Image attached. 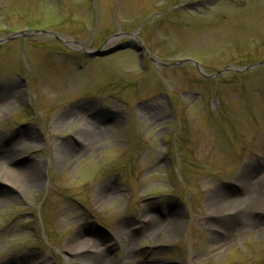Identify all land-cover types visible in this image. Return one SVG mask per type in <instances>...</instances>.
Listing matches in <instances>:
<instances>
[{
  "label": "rangeland",
  "instance_id": "rangeland-1",
  "mask_svg": "<svg viewBox=\"0 0 264 264\" xmlns=\"http://www.w3.org/2000/svg\"><path fill=\"white\" fill-rule=\"evenodd\" d=\"M185 59L200 70L167 66ZM263 60L264 0H0V158L36 145L6 164L41 181L24 195L0 181V255L264 264V209L205 207L264 175V65L243 70Z\"/></svg>",
  "mask_w": 264,
  "mask_h": 264
},
{
  "label": "bare ground",
  "instance_id": "bare-ground-1",
  "mask_svg": "<svg viewBox=\"0 0 264 264\" xmlns=\"http://www.w3.org/2000/svg\"><path fill=\"white\" fill-rule=\"evenodd\" d=\"M57 123L56 120H53L52 124L55 125ZM114 125H119V122L117 119L114 120ZM84 144V143H82ZM34 146L36 145L29 143L25 139H20L17 141L14 145H11L4 151L3 158H0V181L7 184L14 194L16 195H24L28 192V190L33 188H39L41 186L40 178L38 177V165H35L33 162H30L27 164L26 167L20 168V169H13L9 167L6 162L12 160L14 157L22 154L25 152V149L28 146ZM85 148H90V144L87 143L85 145ZM2 157V156H1ZM264 182V175H260L256 178H254L253 182L249 181H243L240 182V188L244 191V194L241 198H235V199H222L218 202H214L211 204H207L205 207L213 213L214 216L219 215L224 212H228L229 210H240L242 212L246 210H250L254 207H261L264 209V199L259 194L256 195L255 191H257V186L261 185ZM4 197L0 196V203L3 201ZM106 199V195L104 192H98L97 195L94 198L95 203H102ZM148 222V221H147ZM179 222V221H178ZM218 222V220H216ZM154 224L156 222L151 221L147 225L151 228L154 227ZM159 227V225H158ZM212 227V226H211ZM169 229L172 231L174 229V224L169 222L167 226H165V229ZM215 228V227H213ZM222 229V228H218ZM150 231V232H149ZM144 232L145 236L148 237L151 240L156 239L155 231L151 230ZM219 232V231H216ZM228 230H225L220 235L217 234V241L219 244H226V238L230 234ZM90 243V246L94 245V242L92 240L83 239L81 241H75L72 243L71 240L66 241V243L62 246V249L68 253L72 254L75 250L83 249ZM101 253L96 256L91 263L95 264L98 260H100ZM100 256V257H99ZM34 256L31 254H27L23 256L18 263L16 264H25L24 261L26 259L32 260ZM14 260L13 258L5 257L3 258L2 255H0V264H9L10 261ZM37 260H32L28 262L29 264H34ZM68 262H71L70 260H67ZM90 262V261H89ZM41 264V263H40ZM45 264V263H43Z\"/></svg>",
  "mask_w": 264,
  "mask_h": 264
},
{
  "label": "water",
  "instance_id": "water-1",
  "mask_svg": "<svg viewBox=\"0 0 264 264\" xmlns=\"http://www.w3.org/2000/svg\"><path fill=\"white\" fill-rule=\"evenodd\" d=\"M42 32H44V31H35V32H31V34H37V33H42ZM18 35H14L13 37H11V38H9V39H12V38H15V37H17ZM126 47H129V48H131V49H133V47L132 46H129L128 44H121V45H119V46H116V47H114V48H110V49H108L105 53H109V52H112V51H114V50H116V49H120V48H126ZM191 63V64H193L194 66H195V68H197L198 70H200V67L198 66V63L197 62H195V61H193V60H190V59H185V60H181V61H178V62H175V63H171V64H167V66H171V67H173V66H178V65H180V64H182V63ZM166 65V64H165ZM261 65H264V61H262V62H259V63H256V64H254V65H250V66H246L245 68H243V70H246V69H252V68H255V67H258V66H261ZM228 69L227 68H225V69H223V70H220V71H218V72H216V73H214V74H209V75H205V74H202V76H204V77H207V78H212V77H216V76H218L219 74H221V73H223V72H226Z\"/></svg>",
  "mask_w": 264,
  "mask_h": 264
}]
</instances>
